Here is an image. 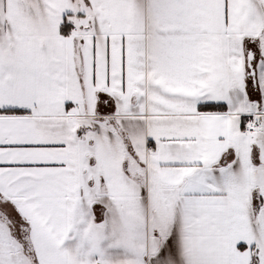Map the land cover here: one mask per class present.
Wrapping results in <instances>:
<instances>
[{
	"label": "snow or ice",
	"instance_id": "6c2138e0",
	"mask_svg": "<svg viewBox=\"0 0 264 264\" xmlns=\"http://www.w3.org/2000/svg\"><path fill=\"white\" fill-rule=\"evenodd\" d=\"M0 264H264V0H0Z\"/></svg>",
	"mask_w": 264,
	"mask_h": 264
}]
</instances>
